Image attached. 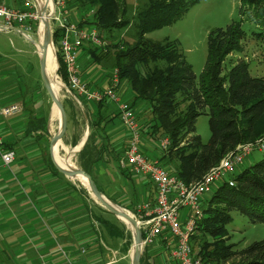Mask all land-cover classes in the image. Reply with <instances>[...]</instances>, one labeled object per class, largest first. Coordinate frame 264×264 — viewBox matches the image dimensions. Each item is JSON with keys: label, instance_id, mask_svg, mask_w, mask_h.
I'll list each match as a JSON object with an SVG mask.
<instances>
[{"label": "trees", "instance_id": "trees-1", "mask_svg": "<svg viewBox=\"0 0 264 264\" xmlns=\"http://www.w3.org/2000/svg\"><path fill=\"white\" fill-rule=\"evenodd\" d=\"M200 1H145L136 13V39L133 41L123 40L121 36L113 37L115 30H124L131 22L127 16L126 0L71 2L83 10L90 9L94 18L92 24L97 25L99 36L111 40L106 50L88 43L91 61L101 67L111 63L118 68L120 79L129 84L135 100L144 104L140 116L146 126L145 133L171 140L167 154L159 156V161L167 168L170 161L173 167L168 169L186 183L200 180L238 144L264 136V76H253L250 64L244 58L227 61L231 55L245 49L249 36L244 27L246 19L259 27V30H253L252 35L260 40L264 37V0H240L239 20L232 21L225 28L210 31L207 61L199 75L193 71L176 41H155L147 37L148 33L175 23ZM82 23L79 26L88 29ZM60 34V30L54 33L56 44H59ZM58 58V72L64 81H68L61 54ZM107 102V98L98 102V120L90 121L92 131L79 152L80 166L93 178L94 167L102 160L106 149L96 145L95 136H100L101 132L95 127L105 119L100 113L107 107ZM203 114L209 116L211 129V137L206 143L196 127L198 117ZM28 118L26 135L50 146L52 134L48 119L33 113ZM77 141L75 136L72 145L75 146ZM3 147L14 150L11 143L4 142ZM124 151L125 148L118 164L121 173L128 177L131 172L120 166ZM50 166L55 173H60L51 159ZM233 179L234 185L223 180L204 197V217L199 223V233L202 234L196 238L197 245L194 244L195 236L192 238L195 255L205 264H264V239L236 248L235 244H226L221 238L233 219L232 211H238L253 223H264V158L242 167ZM96 219L111 238H127L126 252L133 241L131 230L100 215ZM206 234L214 236L216 241L202 242ZM158 241L167 245L162 236ZM149 248L150 245L145 246L141 264H159L148 258Z\"/></svg>", "mask_w": 264, "mask_h": 264}, {"label": "crops", "instance_id": "crops-1", "mask_svg": "<svg viewBox=\"0 0 264 264\" xmlns=\"http://www.w3.org/2000/svg\"><path fill=\"white\" fill-rule=\"evenodd\" d=\"M78 60L81 77L91 90H104L110 85L112 72L91 61L86 47L80 49ZM35 89L26 90L18 80L8 81V75L0 70V107L13 103L23 105V111L19 114L0 117V137L4 142L13 144L16 152V160L10 166L4 165L0 156L2 233L11 242L17 259L24 262L22 264H104L117 251L113 238L106 236L107 232H101V224L89 211L83 190L66 180L69 176L59 170L51 153V143L47 147L45 142L26 135L31 113L45 116L52 131V118L41 111L40 98L35 95ZM117 93L120 101L113 102L107 98V107L100 113L105 119L95 127L101 132L100 136H95V143L106 149L102 160L95 165L93 175L103 192L105 189L111 196L114 193L115 196L120 195L118 201L121 203H129L137 195L141 199L137 204L152 201L155 188L149 178L133 173L126 177L114 165V154L125 148L130 136L120 119L118 104H134L137 112L144 105L135 100L126 81L120 79ZM72 96L83 105V124L88 129L85 136L80 137L82 139L78 137L75 145L78 147L82 140L84 143L87 134L89 137L92 131L90 121L98 120L99 109L98 102L87 101L75 91ZM145 151L152 159H159L162 155L153 148ZM50 159L60 173H55L51 168ZM4 206L5 210L2 209ZM159 264L171 263L161 260Z\"/></svg>", "mask_w": 264, "mask_h": 264}, {"label": "rangeland", "instance_id": "rangeland-1", "mask_svg": "<svg viewBox=\"0 0 264 264\" xmlns=\"http://www.w3.org/2000/svg\"><path fill=\"white\" fill-rule=\"evenodd\" d=\"M72 1L73 0H71L67 6L69 13L66 17V20L68 22L76 21L79 23L83 21L82 24H84V26H86L88 29L96 28L99 32V29L96 27L97 25L92 24V21L94 20L93 12L90 9H88V11L83 10L74 3H71ZM145 1L147 0H126L128 6L127 16L130 17L131 22L124 30H115V33H113V37L121 36L123 40L126 39L127 41H133L134 39H136L135 17L138 8ZM239 10L240 0H201L196 5L191 7L190 10L182 15L175 23L163 27L159 30L150 32L147 34V37L155 41H163L165 39L176 41L180 51L185 55L186 60L192 66L193 71L197 75H199L202 72L207 61L208 35L210 31L218 27L225 28L230 23H232V21L239 20ZM244 27L249 35L248 39L245 42V49L243 52L231 55L227 61L235 62L240 58H244L249 62L250 71L253 76H264V37L260 40L252 35L253 30H259V27L256 26L255 22L246 19ZM35 28V31L33 30L31 32L33 41L27 39L22 33L12 29L0 31V70L8 75V81L12 82L14 80H18L20 83H22V85H24V88H26V90L34 87L36 88L34 92L35 95L40 98L39 105L41 111L49 118H52L51 134L53 136L59 130V123L58 117L56 118L53 114L55 102L52 99L43 81L40 66V55L37 53V48L35 45V40L39 39V22L37 26H35ZM52 38V43L54 44L55 48V72L64 84V87L61 90V100L64 104L68 118L67 131L64 134L63 138L60 140L61 142L58 146V151L61 155H67L68 152L73 151L76 148V146H71L70 144L72 139L75 136L79 138L82 136L83 138L88 129L85 128L83 124V105L79 104L78 101L72 96V92L68 91V89L66 88L68 87L67 81H64L58 72L60 67L58 55L60 53L57 47L58 44H56L54 41V33L52 35ZM100 39L103 44L95 45L104 48L105 50L106 48L108 49L111 40L102 38L101 36ZM88 46L89 44H86L84 47L87 48ZM103 67L110 70L111 72L117 68L111 63H106L103 65ZM230 68L231 65H229L228 69ZM30 97H32V95ZM112 101L114 102V100ZM134 110L136 111L137 118L140 122L145 150L148 149L149 151L153 148L155 152L159 151V153L161 152L160 154L162 155L167 154L166 152H168V150L164 152L161 150V140L165 138V136H156V138L148 136L145 133L146 126L144 121L141 119L140 111L137 112L135 108ZM73 117L75 118L73 119ZM196 127L197 133L202 137V141L204 143L208 142L211 137L209 116L207 114L200 115L197 119ZM122 150L123 149L121 148L113 156V160L115 162L114 165L118 170L120 168L118 160ZM79 152H74L72 154V159L73 163H75L77 167L82 168L79 161ZM262 158H264V151H254L245 160V167L250 166L251 164L259 161ZM174 160V162H176V159ZM168 166L170 168L173 167L172 163L170 164V161L168 163ZM130 175L133 174L130 173ZM130 175L128 177H130ZM63 176L66 179L65 175ZM66 180H69V182L76 186L77 189L83 190V193L85 194L84 197L87 198V207L89 211L93 212L95 218L96 216L100 215L117 223L119 226H125L127 230L129 229L128 224L119 216L106 208L102 204V202L92 193L89 185L84 184L81 178L69 176V179ZM96 185L98 184L96 183ZM105 191L106 190L104 189V192H102V194L110 202L122 207L124 210L134 215L135 217L138 216L137 211L135 210L137 202L141 200L138 195L129 203H121L118 201V199H120V195L115 196L116 194L114 193L113 196H111L109 194V191ZM2 209L5 210V206L2 207ZM231 214L233 219L227 225V231L221 237L226 244H235L236 248H242L249 245L253 241L264 239V223H253L248 217L242 215L238 211H232ZM99 226V228H101V232L103 233L105 231L104 227L102 225ZM1 228L2 227L0 224V264L24 263L17 259L15 249L11 245V242L7 240V237L4 236ZM199 232L200 230L198 229L197 233L194 235L195 237L193 236L195 242L194 244H196L197 242L196 238H199L202 234ZM106 236H108L107 233ZM203 237V240H201L202 242L204 240L208 242L216 241V238L214 236H211L210 234H206ZM126 240L127 238L125 237H117L115 239L113 238L114 246L115 248H117V251H115L109 259L114 260L113 264H133V241L131 242L130 247L125 252L124 249H126ZM159 241L158 243H156V246L155 244L150 245L148 258L151 261L157 263H161V260H165V262L167 263L169 262L171 264H177L172 259L170 249L167 247V245L162 244ZM157 248L159 249V251H156L158 250ZM144 249L145 246L143 248L142 255Z\"/></svg>", "mask_w": 264, "mask_h": 264}, {"label": "built area", "instance_id": "built-area-1", "mask_svg": "<svg viewBox=\"0 0 264 264\" xmlns=\"http://www.w3.org/2000/svg\"><path fill=\"white\" fill-rule=\"evenodd\" d=\"M70 0H52L46 8V16L50 21L52 35L61 31L58 51L61 54L67 72L68 91L77 92L87 101L99 102L111 98L119 102L117 89L120 85L118 68L111 74L110 85L102 89L91 90L81 77L78 53L88 43L103 44L96 29H85L76 21H67ZM36 22L40 23V11L37 0H0V31L15 30L27 39H32ZM119 116L129 130L130 136L125 151L120 158V166L135 175L149 178L155 188L152 201L136 205L138 224L143 234V244H155L162 236L167 240L171 257L178 264H205L196 257L192 238L197 233L200 221L204 217L202 201L204 197L223 180L230 185L235 184L233 175L243 166L245 160L256 150L264 151V136L238 144L230 150L219 163L214 165L197 181L186 183L171 172L159 159L150 158L145 151L143 135L136 111L130 103L118 104ZM23 111L21 103H13L0 107V117H11ZM0 137V156L3 164L12 165L16 160L14 150H6ZM171 140H161V150L169 149ZM109 260L104 264H113Z\"/></svg>", "mask_w": 264, "mask_h": 264}, {"label": "water", "instance_id": "water-1", "mask_svg": "<svg viewBox=\"0 0 264 264\" xmlns=\"http://www.w3.org/2000/svg\"><path fill=\"white\" fill-rule=\"evenodd\" d=\"M39 11H40V9H39ZM43 13H46V8L43 9ZM45 25H46V40H45L46 46H45L44 55L40 57L41 74H42L43 81H44L52 99L54 100L58 109L61 112V127L59 128L57 133L55 135H53V137L51 139V153H52L53 159L55 160L56 165L58 166L59 170L61 172H63L64 174L71 176V177H74V176L75 177H78V176L85 177L88 180V185H89V188L91 189L92 193L102 202V204L106 208H108L110 211H112L114 214H116L117 216L125 218L131 223L132 226L129 227V229L131 230L132 237H133V248H134L133 264H140L144 244H143V234H142V231H141V228L138 224L137 219L134 218V216L132 214L128 213L122 207L117 206V205L113 204L112 202H110L102 194V192L98 189V186L96 185L93 177L89 173H87L83 168H79L77 166H76V168H68V169L64 168L58 163V161L55 158V154H54L55 146L58 143V141H60L63 138L64 134L67 131L68 118H67V114H66L64 104H63L62 100H60L57 97L56 91L54 90V88L52 86V78H51L49 72L47 71V52H46V50H47L48 44L50 42H53L51 26H50V21H49L48 17H47V20L45 22ZM30 40L33 41V39H30ZM87 138H88V134L86 135V138L84 140L83 145L86 143ZM83 145H82V147H83ZM81 148H79L77 152L81 151Z\"/></svg>", "mask_w": 264, "mask_h": 264}, {"label": "bare ground", "instance_id": "bare-ground-1", "mask_svg": "<svg viewBox=\"0 0 264 264\" xmlns=\"http://www.w3.org/2000/svg\"><path fill=\"white\" fill-rule=\"evenodd\" d=\"M39 9H40V24H39V28H38V40H35V45L37 48V53L41 56L44 55L45 53V40H46V25L45 22L47 20V16L45 13H43V9L44 8H48L51 4H52V0H37ZM47 71L49 72L51 78H52V86L54 88V90L56 91L57 97L61 100V90L64 87L63 82L60 80V78L57 76L56 72H55V48H54V44L52 42H50L48 44L47 47ZM55 117H58V127H61V112L58 109L56 103L54 106V113ZM54 121V120H53ZM61 141H58V143L55 146V150H54V154H55V158L58 161V163L64 167V168H76L75 163H73V159H72V154L74 152H77L78 149L81 147L83 140L80 142V144L78 145V147L75 148V150L68 152L67 155H61L60 152L58 151V146L60 144ZM79 178H81V180L83 181L84 184L88 185V180L83 177V176H78ZM123 221H125L129 227H131V223L125 219L120 217ZM134 249V248H133ZM133 254H134V250H133Z\"/></svg>", "mask_w": 264, "mask_h": 264}]
</instances>
